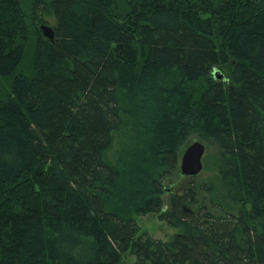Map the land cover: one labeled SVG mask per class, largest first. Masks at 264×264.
Returning a JSON list of instances; mask_svg holds the SVG:
<instances>
[{
  "label": "trees",
  "instance_id": "16d2710c",
  "mask_svg": "<svg viewBox=\"0 0 264 264\" xmlns=\"http://www.w3.org/2000/svg\"><path fill=\"white\" fill-rule=\"evenodd\" d=\"M132 1L32 0L22 67L0 0V193L33 194L0 212V264H264V0ZM190 130L213 149L163 199Z\"/></svg>",
  "mask_w": 264,
  "mask_h": 264
},
{
  "label": "rangeland",
  "instance_id": "374dc122",
  "mask_svg": "<svg viewBox=\"0 0 264 264\" xmlns=\"http://www.w3.org/2000/svg\"><path fill=\"white\" fill-rule=\"evenodd\" d=\"M114 1V6L116 7L117 11L119 13L124 12V18L125 20L129 19L131 20V13H129L130 7L134 6L131 4L133 3L132 0H113ZM138 11L142 9L141 5L137 6ZM11 13H4L5 17L3 19V22L8 23L12 21L11 25L17 26L16 31L18 34V39L25 43V54L23 56V59L21 61L22 67H27L30 64V58L32 54V49L33 45L35 42V32H34V23L31 21V13H33V5H32V0H17V5L16 7L13 6L11 9H9ZM36 13V12H35ZM8 15V16H6ZM8 17V18H6ZM43 31H47L46 28L41 27ZM15 40H16V33H15ZM12 42H15L12 37ZM227 69V67H226ZM219 72L220 78L222 81L228 80V74L226 71L221 67L217 66V69H215ZM12 82L8 83V81H0V103L4 100V96L10 89V85ZM193 90H200L201 87H199L198 84L192 85ZM151 108V107H150ZM147 110L149 108L147 107ZM195 132H187V136L185 137V142L180 145V157L182 152L184 151L185 147L192 143L193 141H201L205 145V152L211 151L213 149V143H209L205 139H201L196 134H192ZM198 134V133H197ZM202 173L197 174L196 176H187L181 173L180 168L178 167V171L175 173H170L163 177V185L165 186V192L163 193L162 198L166 199L168 194L172 191H177L180 192L182 191L185 187L189 186V184L192 181H199ZM34 193L37 194V187L35 186L34 188ZM17 194V203H10V200L7 199L3 193H0V212L2 211H8L11 210V207H16L18 206V202H31V198L33 194H21V193H16ZM138 225L140 226V231H146L151 237L155 238H161L165 239L168 235L173 233L172 227H169V225L161 220L158 217V214L156 213H147L144 215H139V214H133L132 215ZM124 264H132L134 261V258L131 255H127L123 258Z\"/></svg>",
  "mask_w": 264,
  "mask_h": 264
},
{
  "label": "water",
  "instance_id": "95a60500",
  "mask_svg": "<svg viewBox=\"0 0 264 264\" xmlns=\"http://www.w3.org/2000/svg\"><path fill=\"white\" fill-rule=\"evenodd\" d=\"M216 78H220L217 70L213 71ZM205 153V146L201 141H193L187 145L181 154L179 168L182 174L196 176L203 169L202 158Z\"/></svg>",
  "mask_w": 264,
  "mask_h": 264
}]
</instances>
